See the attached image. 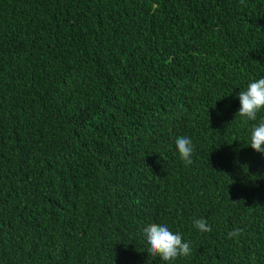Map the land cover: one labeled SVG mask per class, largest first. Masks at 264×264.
<instances>
[{
    "label": "trees",
    "instance_id": "obj_1",
    "mask_svg": "<svg viewBox=\"0 0 264 264\" xmlns=\"http://www.w3.org/2000/svg\"><path fill=\"white\" fill-rule=\"evenodd\" d=\"M260 78L264 0H0V264H264Z\"/></svg>",
    "mask_w": 264,
    "mask_h": 264
},
{
    "label": "clouds",
    "instance_id": "obj_2",
    "mask_svg": "<svg viewBox=\"0 0 264 264\" xmlns=\"http://www.w3.org/2000/svg\"><path fill=\"white\" fill-rule=\"evenodd\" d=\"M240 108L237 112L246 121H256L257 114L264 110V78L250 82L246 90L239 91ZM249 146L257 153L264 154V119L253 124L250 130ZM176 148L180 159L186 164H192L194 147L188 136L178 137ZM193 225L200 232H211V227L203 218L193 220ZM240 229H233L228 233L232 238L240 233ZM143 236L147 244V253L151 258L159 257L165 264L180 257L192 254L190 242H186L181 234L173 233L167 224L152 223L143 228Z\"/></svg>",
    "mask_w": 264,
    "mask_h": 264
}]
</instances>
